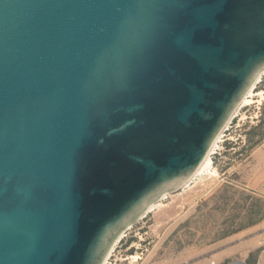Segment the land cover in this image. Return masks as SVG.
Instances as JSON below:
<instances>
[{
    "label": "water",
    "instance_id": "water-1",
    "mask_svg": "<svg viewBox=\"0 0 264 264\" xmlns=\"http://www.w3.org/2000/svg\"><path fill=\"white\" fill-rule=\"evenodd\" d=\"M262 71L264 0H0V264H103Z\"/></svg>",
    "mask_w": 264,
    "mask_h": 264
},
{
    "label": "rangeland",
    "instance_id": "rangeland-1",
    "mask_svg": "<svg viewBox=\"0 0 264 264\" xmlns=\"http://www.w3.org/2000/svg\"><path fill=\"white\" fill-rule=\"evenodd\" d=\"M235 112L211 155L215 171L167 194L103 264H188L227 245L237 248L218 264H264V73Z\"/></svg>",
    "mask_w": 264,
    "mask_h": 264
},
{
    "label": "bare ground",
    "instance_id": "bare-ground-1",
    "mask_svg": "<svg viewBox=\"0 0 264 264\" xmlns=\"http://www.w3.org/2000/svg\"><path fill=\"white\" fill-rule=\"evenodd\" d=\"M264 71H262L261 74L258 75V77L256 78V80L254 81V83L252 84V86L250 87V89L247 91V93L245 94V96L243 97V99L240 101V103L238 104V106L236 107V109L234 110L237 111L240 107H242L244 104L249 103L250 102V98L255 94V87L258 84V82L261 80V77L263 75ZM236 113V112H235ZM234 114V113H233ZM233 116V115H232ZM232 118V117H231ZM230 118V119H231ZM230 120H228V122L225 124L224 128L225 129L228 124H229ZM222 132L223 130L219 133V135L217 136L209 154L207 155V157L205 158V160L203 161V163L199 166V168L192 174V176L188 179V181L184 184V187H186L187 185H189L194 179H196L199 176H203L206 175L208 173H211L212 171H215V167H214V163H213V159H212V153L214 151V148L216 147L218 141L220 140V137L222 136ZM169 194V193H167ZM167 194H164V196L153 202L148 211H146L142 216L146 215L149 211L153 210L160 202L162 199H164L166 197ZM141 216V217H142ZM122 236V235H121ZM120 239V238H119ZM113 249V248H112ZM112 249L110 250V252L112 251ZM110 252L108 253V255L106 256L105 260H108Z\"/></svg>",
    "mask_w": 264,
    "mask_h": 264
},
{
    "label": "crops",
    "instance_id": "crops-1",
    "mask_svg": "<svg viewBox=\"0 0 264 264\" xmlns=\"http://www.w3.org/2000/svg\"><path fill=\"white\" fill-rule=\"evenodd\" d=\"M235 248H237L236 245L222 246L221 248H218L217 250H214L213 252L208 253V254H211L210 256H207L205 258L196 259L194 261L188 262V264H218L220 261V257L229 254ZM230 264H245V261L237 260Z\"/></svg>",
    "mask_w": 264,
    "mask_h": 264
}]
</instances>
